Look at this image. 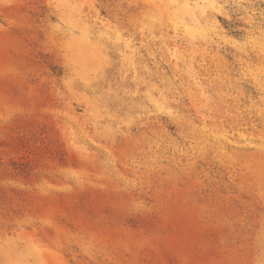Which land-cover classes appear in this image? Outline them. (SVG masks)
I'll use <instances>...</instances> for the list:
<instances>
[{
  "label": "rangeland",
  "instance_id": "obj_1",
  "mask_svg": "<svg viewBox=\"0 0 264 264\" xmlns=\"http://www.w3.org/2000/svg\"><path fill=\"white\" fill-rule=\"evenodd\" d=\"M0 264H264V0H0Z\"/></svg>",
  "mask_w": 264,
  "mask_h": 264
}]
</instances>
